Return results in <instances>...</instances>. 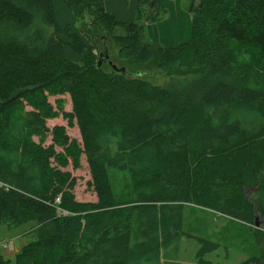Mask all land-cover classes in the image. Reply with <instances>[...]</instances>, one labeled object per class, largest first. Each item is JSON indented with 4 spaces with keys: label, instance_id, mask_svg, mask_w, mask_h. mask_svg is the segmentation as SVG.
Instances as JSON below:
<instances>
[{
    "label": "trees",
    "instance_id": "1",
    "mask_svg": "<svg viewBox=\"0 0 264 264\" xmlns=\"http://www.w3.org/2000/svg\"><path fill=\"white\" fill-rule=\"evenodd\" d=\"M63 1L74 21L60 26L54 0H0V224L34 223L0 264L159 263L190 203L264 223V0H191L176 47L145 40L149 0L132 22L105 0ZM127 62L193 73L156 85ZM60 116L79 140L47 126ZM82 155L96 201L75 198L66 170Z\"/></svg>",
    "mask_w": 264,
    "mask_h": 264
},
{
    "label": "rangeland",
    "instance_id": "2",
    "mask_svg": "<svg viewBox=\"0 0 264 264\" xmlns=\"http://www.w3.org/2000/svg\"><path fill=\"white\" fill-rule=\"evenodd\" d=\"M62 1L63 0H57L55 3L57 21L60 26H64L67 21L62 6L58 5L59 2L62 3ZM152 1L153 0H149L142 6L144 12L139 20L135 14V20L137 18V21L141 23L144 28L147 22H157L153 21V18L157 15L155 12L149 20L145 21V17L148 14L147 12L152 7ZM190 1L191 0H184V10H186V6H188ZM163 11H165V13H163ZM159 13H161V11ZM166 13L167 8H163V15L158 14V16L161 15L159 21L162 20ZM174 24L176 25L173 26ZM173 25H163V42H161V45L165 47H173L167 46L165 43L175 45V42L180 39V36L186 34L185 29L187 28L184 19L180 18V21L177 23L173 22ZM115 33H122V29H116ZM186 40L187 39H184L182 41L184 42ZM108 46L110 57L115 56L117 54V47L112 41L108 43ZM65 55L67 58L74 61L78 58L76 53H73L69 48L65 49ZM127 63L130 68L138 70L144 78L156 85L164 86L179 83L191 77L193 73L192 71L171 66L154 67L149 64ZM60 98L64 100V110L67 112L71 111L72 106L69 96L64 95L60 96ZM49 100L52 104L55 103V98L51 97ZM56 125H63L69 137L80 139L79 130L75 123L69 125L68 121L63 119L62 116L47 121V126L50 129ZM51 140L52 136L49 135L45 144H51ZM56 149L58 150V147H56ZM66 170L71 171L73 177L76 178V185L73 189L75 198L78 201L84 202L96 201V194L89 186L91 176L85 156L82 155L81 166L78 169H73L71 166H68ZM255 220L258 226H256V224L249 225L245 222L191 203L185 204L181 212V234L176 238L173 237L168 248L163 250V258L159 263L149 264H201L199 263L201 258L205 262L202 264H264V223L259 218ZM33 226V222H27L17 227H7L6 225L0 224V254L7 259L13 260L16 250H20L23 245L34 239V234L32 232ZM199 239H202L204 242L215 243L217 246L209 247L203 242H199ZM3 242H6L7 245L4 246ZM141 264L148 263L143 262Z\"/></svg>",
    "mask_w": 264,
    "mask_h": 264
},
{
    "label": "crops",
    "instance_id": "3",
    "mask_svg": "<svg viewBox=\"0 0 264 264\" xmlns=\"http://www.w3.org/2000/svg\"><path fill=\"white\" fill-rule=\"evenodd\" d=\"M56 1L57 0H54V6H55ZM155 1L157 4V7L167 8V13L163 16L161 21H158L156 23L147 22V24H145V33H144L145 40L158 42L159 44H162L161 42H163L162 37H163V31H164L163 25L165 26L171 25V24L173 25V22L175 23L179 22L180 18L184 19L185 26L187 28L185 29V32H186V34H184L185 36L184 35L180 36V39H179L180 41L179 40L176 41L175 45H170L166 43L165 45L176 47L180 44L182 40L184 39L188 40L190 36V32H191V29H190L191 28L190 26L191 14L187 10H184L185 9L184 4H183L184 0H155ZM138 2L139 0H105L104 4H105V8L109 12L113 13L117 17L118 20L123 21V22H132L135 20V14H136ZM58 5L62 6L64 13L66 14L67 21L65 24L72 23L74 21V18L69 13L65 3L62 1V3L59 2ZM147 13L148 14L145 17V21L149 20L152 17V14L154 13V11L149 10ZM175 25L176 24H174L173 26ZM77 56H78L77 58L78 60L79 55ZM17 251L18 250H16V252Z\"/></svg>",
    "mask_w": 264,
    "mask_h": 264
},
{
    "label": "built area",
    "instance_id": "4",
    "mask_svg": "<svg viewBox=\"0 0 264 264\" xmlns=\"http://www.w3.org/2000/svg\"><path fill=\"white\" fill-rule=\"evenodd\" d=\"M0 188L1 189H4V190H7V189L10 188V186L7 183H5V182H3V181L0 180ZM56 200L58 201L59 198H57ZM3 245L6 246L7 243L6 242H3Z\"/></svg>",
    "mask_w": 264,
    "mask_h": 264
},
{
    "label": "water",
    "instance_id": "5",
    "mask_svg": "<svg viewBox=\"0 0 264 264\" xmlns=\"http://www.w3.org/2000/svg\"><path fill=\"white\" fill-rule=\"evenodd\" d=\"M103 54H104L105 57H108L107 48H105V52H104V53H101V54H100L99 64H101V62H102ZM255 221H256V220H255ZM255 224H256V226H258L257 221L255 222Z\"/></svg>",
    "mask_w": 264,
    "mask_h": 264
}]
</instances>
